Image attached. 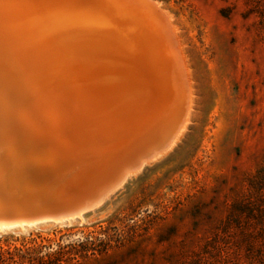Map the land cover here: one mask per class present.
Listing matches in <instances>:
<instances>
[{"label":"rangeland","instance_id":"rangeland-1","mask_svg":"<svg viewBox=\"0 0 264 264\" xmlns=\"http://www.w3.org/2000/svg\"><path fill=\"white\" fill-rule=\"evenodd\" d=\"M156 1L193 87L178 138L98 207L3 229L0 246L53 264H264V0Z\"/></svg>","mask_w":264,"mask_h":264},{"label":"bare ground","instance_id":"bare-ground-1","mask_svg":"<svg viewBox=\"0 0 264 264\" xmlns=\"http://www.w3.org/2000/svg\"><path fill=\"white\" fill-rule=\"evenodd\" d=\"M57 1L64 30L60 40L56 39L58 32L51 30L53 40L43 43L38 30L30 33L11 29L0 21V37L4 39L0 40V137L8 141L42 140L49 143L50 152L57 157L64 153L65 157L86 158L92 165L94 161L88 159L108 158L157 132L160 125L173 119L172 111L183 97L177 90L178 81L171 78L161 47L152 49L157 60L153 64L134 48V59L117 58L114 54L121 51L120 46L114 49L111 42L101 48L76 37L72 44V35L77 31L72 30L67 18L66 1ZM148 1L171 29L186 90L180 123L173 133L165 129L170 140L153 158L169 148L184 128L192 107L193 87L174 25L158 1ZM73 5L90 22L96 18V28L127 39V16L92 10L82 2ZM34 33L39 38L33 43L29 38ZM125 179L126 175L120 184ZM81 216L79 213L77 217Z\"/></svg>","mask_w":264,"mask_h":264},{"label":"water","instance_id":"water-1","mask_svg":"<svg viewBox=\"0 0 264 264\" xmlns=\"http://www.w3.org/2000/svg\"><path fill=\"white\" fill-rule=\"evenodd\" d=\"M65 1L69 10L67 18L72 22V30L77 31L72 35V44L76 37L101 48L111 42L114 49L120 46L121 51L114 54L117 58L134 59L131 51L134 48L153 64L157 60L152 49L161 47L172 71L171 78L175 77L178 81L177 90L183 97L182 102L173 109V119L160 125L157 132L135 142L130 149L112 153L108 158L88 159L94 161L92 165L86 158L65 157L64 153L57 157L54 151L50 152L49 143L42 140L22 138L8 141L0 137V231L40 222L62 224L76 218L79 213L84 214L98 207L120 187L125 175L136 168L141 169L144 160L151 159L158 150L167 146L170 135L164 133L165 129L173 133L185 112L186 90L178 51L167 21L152 2ZM78 2L86 3L92 10H111L117 17L127 16L130 20L127 39L96 28V18L90 22L89 18L76 11L73 4ZM0 21L11 29H24L30 33L38 30L43 43L53 40L52 31L58 32L57 40L64 32L57 0H0ZM38 38L34 33L29 41L31 39L34 43Z\"/></svg>","mask_w":264,"mask_h":264},{"label":"trees","instance_id":"trees-1","mask_svg":"<svg viewBox=\"0 0 264 264\" xmlns=\"http://www.w3.org/2000/svg\"><path fill=\"white\" fill-rule=\"evenodd\" d=\"M97 237L94 231H88L83 235V239L91 243ZM39 252L37 246L22 245L19 247L5 244V247L0 246V264H53L50 260L43 262L44 258L48 260L53 253H46L44 257L38 255ZM56 260L59 261V259Z\"/></svg>","mask_w":264,"mask_h":264}]
</instances>
